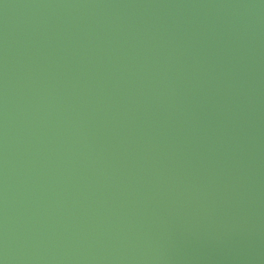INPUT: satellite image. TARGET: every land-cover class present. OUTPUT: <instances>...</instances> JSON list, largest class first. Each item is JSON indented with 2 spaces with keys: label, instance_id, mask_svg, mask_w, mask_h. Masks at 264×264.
<instances>
[{
  "label": "water",
  "instance_id": "95a60500",
  "mask_svg": "<svg viewBox=\"0 0 264 264\" xmlns=\"http://www.w3.org/2000/svg\"><path fill=\"white\" fill-rule=\"evenodd\" d=\"M0 264H264V0H0Z\"/></svg>",
  "mask_w": 264,
  "mask_h": 264
}]
</instances>
